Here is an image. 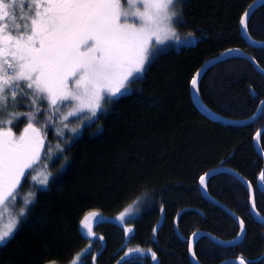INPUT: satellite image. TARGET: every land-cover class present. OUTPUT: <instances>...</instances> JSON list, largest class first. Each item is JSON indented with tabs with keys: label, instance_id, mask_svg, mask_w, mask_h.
Returning a JSON list of instances; mask_svg holds the SVG:
<instances>
[{
	"label": "trees",
	"instance_id": "16d2710c",
	"mask_svg": "<svg viewBox=\"0 0 264 264\" xmlns=\"http://www.w3.org/2000/svg\"><path fill=\"white\" fill-rule=\"evenodd\" d=\"M254 1L178 0L177 40L163 45L132 87L105 104L78 136L56 141L58 113L54 123L46 122L45 113L37 124L46 134L45 150L53 144L63 146L64 152L51 162L49 183L37 191L15 235L0 246V264H72L90 245L79 264H194L189 238L195 231L209 230L226 240L241 231L236 219L204 196L198 182L220 164L236 168L252 182L257 209L264 215V191L257 186L264 160L254 143L264 124V109L252 123L225 124L203 114L191 96L195 72L225 49H244L264 67V47L249 44L240 27ZM248 30L264 41V3L251 15ZM199 90L215 112L245 118L255 113L264 97V75L247 58L233 57L212 66ZM18 110L28 111L27 102ZM24 127L20 123L13 130L19 135ZM261 142L264 149V133ZM208 187L240 214L247 233L235 245L202 236L196 243L197 258L203 264L231 257L264 264V223L251 212L248 189L229 173L212 176ZM135 201L140 210L127 219L134 228L129 238L125 227L111 220L96 223V238L81 232L87 213L116 216ZM183 208L181 237L175 219ZM136 248L141 252H131Z\"/></svg>",
	"mask_w": 264,
	"mask_h": 264
},
{
	"label": "snow or ice",
	"instance_id": "6c2138e0",
	"mask_svg": "<svg viewBox=\"0 0 264 264\" xmlns=\"http://www.w3.org/2000/svg\"><path fill=\"white\" fill-rule=\"evenodd\" d=\"M177 4L178 0H0V205L15 201L22 180L36 179L32 173L42 152L45 159L52 158L45 150L46 134L37 127L45 113L46 122L54 123L62 106L71 107L69 116L87 111L90 115L82 119H91L112 98L125 94L162 51L158 46L175 37L169 25L180 20ZM248 15L241 18L245 28ZM199 75L191 81L194 88ZM24 102L29 110L21 112ZM20 123L25 127L17 135L13 129ZM39 183L47 186L48 175ZM31 203L24 200L16 215L0 226V246L15 235L27 212L23 205ZM90 217L100 220L91 213L81 224L94 236ZM240 226L243 232V221ZM151 258L156 260L155 252ZM77 261L79 257L73 264ZM239 264L250 262L241 257Z\"/></svg>",
	"mask_w": 264,
	"mask_h": 264
},
{
	"label": "rangeland",
	"instance_id": "374dc122",
	"mask_svg": "<svg viewBox=\"0 0 264 264\" xmlns=\"http://www.w3.org/2000/svg\"><path fill=\"white\" fill-rule=\"evenodd\" d=\"M175 11L177 12V5L175 8ZM169 26L171 27L172 31L175 33V37L173 39L167 40L165 42V44L169 41L175 42L177 40L176 39L177 33H176V29H175V21L172 22ZM162 46L163 45H160L158 47L161 48ZM146 66H147V64H146ZM146 66H145V68H146ZM142 74L143 73H140V74H138V76L142 75ZM70 111H72L71 107H63L62 106L61 112L58 113L59 119H58V122L55 126V131H54V136H55L56 141L63 138L62 141L65 142L66 140H70V139L75 138L76 136H78L83 131L84 126L95 118V117H92L91 119H82L83 117L90 115V113H88L87 111L77 113L76 115L69 116L68 112H70ZM65 117H66V119H65ZM65 124L67 125V127H64ZM72 129H76V131H72ZM58 132L62 133V135H57ZM47 148L51 152L52 158L51 159H45L44 153H43V155L41 156V163L42 164H38L36 166L35 171L32 173V175H34L36 177V179L33 180V179H31V177H29L28 179L23 180L21 183V186L17 189L15 201H12L10 199L4 205H0V226H2L3 224H6L12 216L16 215V213L18 211V206L22 205L24 200H32L34 202V200L36 198L37 191L41 188L46 187V186L41 185L39 183V181L41 179H43L45 175H48V179H50V176H51V174H49L51 172L50 164L53 161V159L56 157V155L60 152V148H63V146L54 147L53 144L52 145L49 144L47 146ZM31 204H27V205H23V206L26 209H28ZM129 209H130L129 214L127 216H125V218L123 220L118 219L120 217L121 213L116 215V216H108V215H105V214L98 212V211H92V212L87 213L85 216H90L91 213H96L100 217L99 221L112 220V221L118 222L125 227L127 237L129 238L131 236V234L133 233L134 228L127 224V219H129L130 217L136 216L139 213L140 208H139L138 202L137 201L133 202L122 213H124L126 210H129ZM99 221H97L95 217H90V219H89V223L92 227V232L94 233V236L88 235L87 229H84L82 224L80 225L81 232L87 237L96 238L98 235L95 232V225ZM128 229H131V231H128ZM90 248H91L90 246L87 248L88 251L90 250ZM85 250L80 252L76 256V258L74 259V261H76L77 257H79V261H77V264L80 263L82 256L88 252V251L86 252Z\"/></svg>",
	"mask_w": 264,
	"mask_h": 264
},
{
	"label": "water",
	"instance_id": "95a60500",
	"mask_svg": "<svg viewBox=\"0 0 264 264\" xmlns=\"http://www.w3.org/2000/svg\"><path fill=\"white\" fill-rule=\"evenodd\" d=\"M264 2V0H256L254 3H252V5L245 11V12H248L249 15L247 17V21L249 19V17L251 16V14L254 12V10L259 7L262 3ZM244 15V14H243ZM243 17V16H242ZM241 30H242V34L243 36L247 39L248 43H250L251 45H254V46H264V41H255L253 40L249 33H248V28L244 27L242 24H241ZM232 52H236L238 53L239 55H242L244 57H246L247 59H249L253 64L254 66L260 70L262 73H264V68H262L256 58L248 53V52H245L243 51L242 49L240 48H231L229 50H225L223 51L220 55H217L211 59H208L207 61H205L203 63V65L200 67V69L195 73L194 77L197 76V73H200V75L197 77V85L196 87L194 88L192 86V83H191V90H192V97L194 99V102L196 103V105L198 106V108L202 111L203 114H205L207 117L213 119V120H216V121H221L223 123H228V124H233V125H244V124H247V123H250L252 121H254L259 113L263 110L264 108V98L263 100L261 101L260 103V107H259V113L258 114H255L254 116L250 117V118H247V119H232V118H229V117H225V116H222L218 113H216L215 111H213L212 109H210L209 107H207L204 102L202 101V99L200 98V95H199V91H198V87H199V84H200V80L202 78V76L204 75V73L212 66H214L215 64H217L218 62H220L222 59L226 58V57H229L228 54L232 53ZM264 131V127H262L258 133H262ZM257 135H256V139H257ZM258 147V150L259 152L264 156V153L263 151L261 150V148L257 145ZM232 172H234L237 176H239L242 180H244L245 182H247V184L249 185V190H250V193L252 194V210L253 212L256 214V207H255V202H254V196H255V189L254 187L252 186V184L244 177L242 176L241 174L237 173L236 171H233L231 170ZM207 176V175H206ZM205 177V176H204ZM209 177V176H208ZM207 178V177H206ZM205 178V179H206ZM258 185L261 189L264 190V180H261L259 178L258 180ZM202 191L204 193V195L209 198L210 200H212L213 202H215L216 204H218L219 206H221L222 208H224L227 212H229L240 224L241 221H243V232H240V235L235 238V239H232V240H224V239H220L218 237H216L214 234H212L211 232L209 231H205V230H197L195 231L194 233H196L195 236H193V234L191 235L190 237V248H189V252H190V255H191V258H192V261L194 264H202L200 263L196 256L193 255V253L195 252L194 251V245L196 243V240L201 236V235H207L209 237H211L213 240H215L216 242L218 243H221L223 245H235V244H238L240 243L246 233H247V227H246V223L244 221V219L238 214L236 213L235 211H233L230 207H228L225 203L221 202L220 200L212 197L208 191L206 190L204 184H202ZM187 208H184L182 210L179 211V213L177 214V217H176V221H175V227H176V231L177 233L182 237V235L180 234V231H179V228H178V219L181 215V213L186 210ZM262 217V218H261ZM261 217H257L261 222H264V217L261 216ZM231 242V243H230ZM191 249V250H190ZM239 259L240 258H228L226 259L225 261L219 263V264H229V263H239ZM244 259V258H243Z\"/></svg>",
	"mask_w": 264,
	"mask_h": 264
},
{
	"label": "bare ground",
	"instance_id": "6f19581e",
	"mask_svg": "<svg viewBox=\"0 0 264 264\" xmlns=\"http://www.w3.org/2000/svg\"><path fill=\"white\" fill-rule=\"evenodd\" d=\"M256 1V0H255ZM254 1V2H255ZM253 2V3H254ZM264 3V2H263ZM262 3V4H263ZM252 5V4H251ZM250 5V6H251ZM249 6V7H250ZM248 7V8H249ZM247 8V9H248ZM258 8V7H257ZM256 8V9H257ZM246 9V10H247ZM255 9V10H256ZM254 10V11H255ZM245 13V12H244ZM243 13V14H244ZM253 14V13H252ZM251 14V15H252ZM243 16V15H242ZM251 17V16H250ZM250 17H249V19H250ZM242 18V17H241ZM249 19H248V21H247V28H248V22H249ZM240 27H241V21H240ZM241 32H242V30H241ZM248 33H249V30H248ZM249 35H250V37L253 39V40H255V41H261V40H258V39H255L254 37H252L251 36V34L249 33ZM242 36H243V34H242ZM244 37V36H243ZM245 38V37H244ZM246 39V38H245ZM247 40V39H246ZM250 44V43H249ZM254 46V45H253ZM255 47H264V46H255ZM231 48H239V47H231ZM231 48H228V49H225V50H229V49H231ZM241 49V48H240ZM225 50H223V51H225ZM243 51H245V52H247L246 50H244V49H242ZM222 51V52H223ZM222 52H220V53H218L217 55H220ZM249 53V52H248ZM251 54V53H250ZM216 55V56H217ZM253 55V54H252ZM228 56L229 57H226V58H224V59H222L220 62H222V61H224V60H226V59H229V58H233V57H244V56H242V55H239L238 53H236V52H232V53H230V54H228ZM254 56V55H253ZM215 57V56H214ZM255 57V56H254ZM213 58V57H212ZM246 58V57H245ZM256 58V57H255ZM211 59V58H210ZM208 60V59H207ZM206 60V61H207ZM249 60V59H248ZM257 60V59H256ZM220 62H218V63H220ZM257 62H258V60H257ZM217 63V64H218ZM253 64V63H252ZM258 64L260 65V63L258 62ZM203 65V64H202ZM216 65V64H215ZM254 65V64H253ZM261 66V65H260ZM262 67V66H261ZM211 68V67H210ZM209 68V69H210ZM256 68V67H255ZM262 68H264V67H262ZM200 69V68H199ZM198 69V70H199ZM208 69V70H209ZM257 69V68H256ZM197 70V71H198ZM207 70V71H208ZM258 70V69H257ZM196 71V72H197ZM206 71V72H207ZM260 73H262L260 70H258ZM195 72V73H196ZM205 72V73H206ZM204 73V74H205ZM263 75H264V73H262ZM195 75V74H194ZM203 77V76H202ZM202 79V78H201ZM201 81V80H200ZM200 85V84H199ZM198 91H199V95H200V90H199V87H198ZM191 96H192V90H191ZM200 98H201V95H200ZM264 98V97H263ZM263 98L261 99V101L263 100ZM192 99H193V97H192ZM202 99V98H201ZM203 101V100H202ZM261 101H260V103H261ZM193 102H194V99H193ZM204 102V101H203ZM194 104L196 105V103L194 102ZM204 104L207 106V107H209L205 102H204ZM196 107L198 108V106L196 105ZM259 107H260V105L258 106V108L255 110V113L254 114H252V115H250V116H248V117H245V118H232V119H247V118H250V117H252V116H254L255 114H258L259 113ZM210 108V107H209ZM199 109V108H198ZM211 109V108H210ZM264 109V108H263ZM200 110V109H199ZM213 110V109H212ZM201 111V110H200ZM214 111V110H213ZM202 112V111H201ZM262 112H263V110L259 113V115H258V117L256 118V119H258L260 116H261V114H262ZM216 113H218V112H216ZM218 114H220V113H218ZM220 115H222V114H220ZM222 116H224V115H222ZM225 117H227V116H225ZM229 118H231V117H229ZM211 119V118H210ZM255 119V120H256ZM213 120V119H212ZM254 120V121H255ZM216 121V120H215ZM254 121H252V122H254ZM221 122V121H220ZM252 122H250V123H252ZM223 123V122H222ZM225 124H228V123H225ZM247 124H249V123H247ZM231 125H233V124H231ZM244 125H246V124H244ZM262 127H264V124L256 131V133H255V136H254V143H255V146H256V148H257V150H258V147H257V145L261 148V150L263 151V153H264V149H263V147H262V142H261V136H262V134L264 133V131L259 135V137L256 139V135H257V133H258V131L262 128ZM258 152H259V150H258ZM259 154L262 156V158H263V160H264V156L259 152ZM231 170H233V171H236L237 173H239V174H241L242 176H244L251 184H252V182L244 175V174H242L239 170H237L236 168H234V167H231V166H228V165H223V164H220V165H217V166H215V167H212V168H210V169H208L205 173H203L201 176H205V182H204V186H205V188H206V190L208 191V193L212 196V197H214L211 193H210V191H209V187H208V182H209V180H210V178L212 177V176H215V175H218V174H221V173H229V174H233L234 176H236V178L237 179H239L244 185H245V187L248 189V192H249V202H250V209H251V212H252V214H253V216L255 217V219L256 220H258L259 222H261L258 218L259 217H261V216H263L264 217V215H262L259 211H258V209H257V206H256V189H255V186L252 184V186L254 187V189H255V196H254V202H255V207H256V214L253 212V210H252V194L250 193V190H249V185L247 184V182H245L244 180H242L239 176H237L234 172H232ZM261 172H264V163H263V167H262V169H261ZM261 172L259 173V175H258V180H259V178H260V174H261ZM207 175V176H206ZM200 176V177H201ZM209 176V177H208ZM258 180H257V186H258V188L260 189V190H262V191H264L263 189H261L260 187H259V185H258ZM198 182H199V185H200V188H201V191H202V184L200 183V178H199V180H198ZM203 192V191H202ZM204 194V193H203ZM205 196V195H204ZM206 197V196H205ZM207 198V197H206ZM215 198V197H214ZM207 199H209V198H207ZM210 200V199H209ZM212 201V200H211ZM215 203V202H214ZM228 206V205H227ZM221 207V206H220ZM229 207V206H228ZM184 209V208H183ZM224 209V208H223ZM232 209V208H231ZM182 210V209H181ZM225 210V209H224ZM233 210V209H232ZM226 211V210H225ZM233 211H235V210H233ZM227 212V211H226ZM236 212V211H235ZM179 213V212H178ZM229 215H231L229 212H227ZM237 213V212H236ZM240 215V214H239ZM232 216V215H231ZM176 217H177V215H176ZM233 217V216H232ZM258 217V218H257ZM234 218V217H233ZM262 218V217H261ZM235 219V218H234ZM112 221V220H111ZM175 221H176V219H175ZM178 222H179V219H178ZM261 223H264V222H261ZM240 228H241V226H240ZM203 230H205V229H203ZM205 231H209V230H205ZM209 232H211V231H209ZM241 232V231H240ZM212 233V232H211ZM213 234V233H212ZM215 235V234H214ZM240 235V233L238 234V236ZM202 236H207V235H201L197 240H196V243H197V241L202 237ZM216 237H218L217 235H215ZM237 236V237H238ZM246 236V235H245ZM191 237V236H190ZM207 237H209V236H207ZM236 237V238H237ZM209 238H211V237H209ZM218 238H220V239H223V238H221V237H218ZM245 238V237H244ZM212 239V238H211ZM213 240V239H212ZM224 240H226V239H224ZM215 241V240H214ZM216 242V241H215ZM196 243H195V245H194V251L196 250ZM189 248H190V238H189ZM195 253V252H194ZM189 254H190V252H189ZM195 256H196V253H195ZM190 257H191V255H190ZM196 258H197V256H196ZM231 258H240V257H231ZM191 260H192V258H191ZM197 260L200 262V263H202L198 258H197ZM226 260V259H225ZM225 260H223V261H225ZM246 262H249V261H247L246 259H244ZM222 261V262H223ZM193 262V261H192ZM221 263V262H220ZM203 264V263H202ZM219 264V263H218ZM234 264H239V263H234Z\"/></svg>",
	"mask_w": 264,
	"mask_h": 264
}]
</instances>
